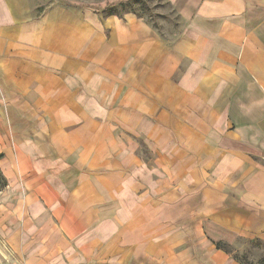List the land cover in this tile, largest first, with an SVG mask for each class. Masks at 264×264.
Segmentation results:
<instances>
[{
  "label": "crops",
  "instance_id": "obj_1",
  "mask_svg": "<svg viewBox=\"0 0 264 264\" xmlns=\"http://www.w3.org/2000/svg\"><path fill=\"white\" fill-rule=\"evenodd\" d=\"M119 1L0 0V163L18 191L1 233L14 254L74 241L82 256L118 255L138 218L126 214L137 200L118 192L150 168L130 138L161 143L163 159L185 141L195 161L184 167L208 172L210 158L227 184L195 193L183 223L132 253L140 264H241L214 241L264 240V168L251 157L264 150V0H167L182 22L173 40L135 12L103 15ZM203 219L225 233L209 236Z\"/></svg>",
  "mask_w": 264,
  "mask_h": 264
},
{
  "label": "rangeland",
  "instance_id": "obj_2",
  "mask_svg": "<svg viewBox=\"0 0 264 264\" xmlns=\"http://www.w3.org/2000/svg\"><path fill=\"white\" fill-rule=\"evenodd\" d=\"M67 1L71 2V0ZM90 1L94 7H97L94 3L100 0ZM128 8L134 9L152 24L158 32L170 40L176 38L182 29V22L177 6L167 0H132ZM130 140L133 141V144L137 145L141 154L140 158L142 161H146L150 168L146 173H138L137 182L139 184H122L124 186L121 190L122 192H118L124 198L128 197L137 200L133 205L128 204L130 211L126 214H132L133 212V214L136 213L138 216L132 222L135 223V220L137 221V226L132 225V232L130 233L133 234L129 235L128 231H130V228L128 231L123 232L126 234L122 239L125 248L121 250L120 254L113 256L115 253L109 249L102 251L103 248H96L94 252H87V255L82 256L81 245L74 241L71 246L66 247L65 251L58 253L52 252L50 248H47L48 250L44 248L43 252L36 254L26 251L14 254L11 245L4 238L3 233H1L0 225V264H140L141 261H138L136 253H132V250L138 245L142 246L146 243L148 238L146 237L147 233L154 232L156 235L154 239L158 241L162 240V231L166 228L168 229L170 224L173 228L174 225L178 226L183 223L178 221L179 218L177 217L181 211L186 212L187 210L189 212L190 209L194 210L193 204L195 199L193 197L195 193L202 192L205 196L209 191H214L209 188L212 184H227L228 174H224L225 172H213L210 158H208V166L206 167L208 172L199 170L189 171L195 158L192 154L187 157L182 155L186 147H189L185 141L172 142L171 150L168 153L171 156L164 157V161L163 158H159L161 157L159 153L163 152L161 143L157 142L155 144V152L143 136H134ZM251 157L252 162L257 166L256 168H264V150L256 154L252 153ZM182 159H186L187 162L189 161L190 166L188 164L185 168V162ZM254 173L252 172V175ZM237 175L235 174L234 180H237ZM5 176L9 185L10 180L6 174ZM186 177L189 178L188 184L190 185L185 188L181 184H184L183 182ZM142 182L149 184H141ZM194 184H197V186L195 187ZM8 185L4 187L0 186V219H2L4 212H8V207L15 203V200L13 201L12 198L18 194V191L10 190ZM131 185L133 188H130L132 187ZM218 191H223L224 197L226 196L227 191L225 188H220ZM164 197L167 198V201H162ZM164 202L167 205H164ZM196 221V218H191L190 220L188 218L185 221L187 222L186 226H194L199 222ZM202 222L203 231L211 237H220L218 235H222L226 231L223 228H216L207 220L203 219ZM224 241L231 243L230 249L233 255L237 254L241 258V264H261L264 258V242L244 236H232L231 240L224 239ZM176 244H179V242H176ZM72 246L74 248H71ZM31 248L33 249V247ZM115 251L119 252L120 250L117 249Z\"/></svg>",
  "mask_w": 264,
  "mask_h": 264
},
{
  "label": "trees",
  "instance_id": "obj_3",
  "mask_svg": "<svg viewBox=\"0 0 264 264\" xmlns=\"http://www.w3.org/2000/svg\"><path fill=\"white\" fill-rule=\"evenodd\" d=\"M132 0H127V1H119L116 3H111L108 4L107 6H105L103 8V15L104 16H108V15H122L126 12H135L138 16L142 17L141 15H139L134 9L132 8H128V6L130 5ZM127 7V8H125ZM122 8V9H121ZM3 155L0 154V160L2 159ZM7 180H6V176L4 175L2 168L0 166V186L4 187L7 186ZM256 241H262L264 242V240L260 239V238H255ZM215 245L220 248L225 250L227 253H229L232 258L236 259L237 261L241 262V258L236 254L233 255V252L231 251L230 247H231V243L224 241V240H217L214 241ZM264 259V258H263ZM261 261V264H264V261Z\"/></svg>",
  "mask_w": 264,
  "mask_h": 264
}]
</instances>
